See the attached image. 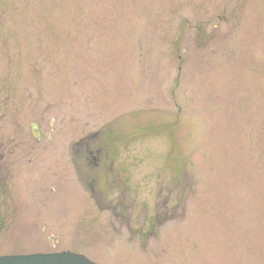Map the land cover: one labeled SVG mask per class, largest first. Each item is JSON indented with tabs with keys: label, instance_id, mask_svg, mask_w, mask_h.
<instances>
[{
	"label": "rangeland",
	"instance_id": "obj_1",
	"mask_svg": "<svg viewBox=\"0 0 264 264\" xmlns=\"http://www.w3.org/2000/svg\"><path fill=\"white\" fill-rule=\"evenodd\" d=\"M92 133L120 136L126 198L174 190L178 218L119 264H264V0H0V188L20 206L0 255L73 249L67 157Z\"/></svg>",
	"mask_w": 264,
	"mask_h": 264
},
{
	"label": "flooded vegetation",
	"instance_id": "obj_2",
	"mask_svg": "<svg viewBox=\"0 0 264 264\" xmlns=\"http://www.w3.org/2000/svg\"><path fill=\"white\" fill-rule=\"evenodd\" d=\"M119 139L120 136H109L103 143L99 133L82 136L72 143L67 157L76 182L87 192V201H82L86 205L85 215H78L77 203L70 206L73 214L70 217L74 237L72 250L99 264L121 263L124 259L121 252L125 247L148 251L150 243L157 241L169 224L178 218L170 199L174 191L170 186L156 190L163 195L166 192V198H157L151 203L148 199H138L137 190L126 198V164L115 144L111 143ZM9 143L0 141V180L5 152L12 153L14 148ZM117 190L120 193L110 197V192ZM4 194L0 188V235L13 229L20 219L18 202L3 199ZM94 207L106 211V215H92L90 212ZM28 208L24 206L23 211L26 213ZM27 221L38 229V221Z\"/></svg>",
	"mask_w": 264,
	"mask_h": 264
},
{
	"label": "water",
	"instance_id": "obj_3",
	"mask_svg": "<svg viewBox=\"0 0 264 264\" xmlns=\"http://www.w3.org/2000/svg\"><path fill=\"white\" fill-rule=\"evenodd\" d=\"M30 130L38 140L40 132L35 122L30 123ZM45 138L46 137L45 135ZM0 264H97L80 253L72 251L30 253L0 256Z\"/></svg>",
	"mask_w": 264,
	"mask_h": 264
}]
</instances>
